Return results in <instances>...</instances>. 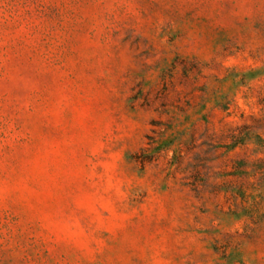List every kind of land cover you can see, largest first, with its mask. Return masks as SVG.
Here are the masks:
<instances>
[{"label":"rangeland","instance_id":"obj_1","mask_svg":"<svg viewBox=\"0 0 264 264\" xmlns=\"http://www.w3.org/2000/svg\"><path fill=\"white\" fill-rule=\"evenodd\" d=\"M0 264H264V0H0Z\"/></svg>","mask_w":264,"mask_h":264}]
</instances>
